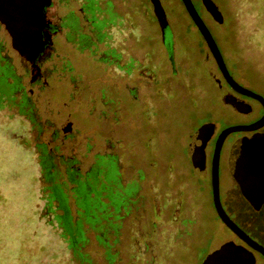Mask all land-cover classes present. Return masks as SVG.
Returning <instances> with one entry per match:
<instances>
[{
    "label": "rangeland",
    "instance_id": "obj_1",
    "mask_svg": "<svg viewBox=\"0 0 264 264\" xmlns=\"http://www.w3.org/2000/svg\"><path fill=\"white\" fill-rule=\"evenodd\" d=\"M79 1L98 30L60 34L58 58L46 65L50 87L35 93L36 107H16L21 82L15 73L5 96L0 79V264H203L233 237L217 216L210 172L193 162L192 140L204 124L219 128L253 119L257 107L250 102L255 114L243 116L224 103L228 88L220 90L222 74L181 0H160L173 65L151 0ZM192 1L233 77L264 97V0H213L224 23L201 0ZM104 12L107 19L98 16ZM117 38L150 68L157 86L145 100V90L135 100L121 87L115 123L106 118L114 102L109 109L102 102L114 94L109 70L98 58L103 40L111 49ZM125 85L135 87L129 80ZM69 123L72 132L66 133ZM229 144L220 165V196L231 213L228 199L237 194L239 205L243 200L226 163ZM43 150L57 164L59 155L77 157L83 174L94 155L106 153L111 168L101 186L89 181L90 197L89 186L72 192L66 176L46 175Z\"/></svg>",
    "mask_w": 264,
    "mask_h": 264
},
{
    "label": "flooded vegetation",
    "instance_id": "obj_2",
    "mask_svg": "<svg viewBox=\"0 0 264 264\" xmlns=\"http://www.w3.org/2000/svg\"><path fill=\"white\" fill-rule=\"evenodd\" d=\"M21 2L25 6V3L27 1L25 2V0H19L18 2V0H0V12L2 13V15H4L5 13H6L5 15H10V13H13V11L19 10V8L22 9ZM78 2H75L74 0H30L29 5H31L32 8H34L35 10L30 11L29 14L27 13L24 14V15H30L27 20L29 21L30 24L25 23L24 26L38 29V34H37L38 42L36 43L37 46L36 47L34 46L35 49L33 50V52H30L29 54L25 52L22 54L15 48L14 39L9 29V25L14 26L13 19L7 17L6 18L7 21H5V19L2 18L3 16L0 13V79L1 77H3L5 83L4 89H2V91H4V96L7 95V93L10 91V88L14 85L12 74L15 73L19 82H21V86L17 89L16 92V99H17L16 107H20L23 102L24 104L29 103L30 106L36 107L38 99L35 100L33 98L35 93L37 92V95L39 97L40 95H42L45 89H49L50 87L49 76H51V70L46 65L52 62L54 59L58 58V54L56 52L57 50L56 42L58 37H60V34H62L65 31H69V33H72L74 35L76 30H78L79 33H83L82 31H85V33H88L89 31L90 33H93L98 30L95 26L94 21L91 22L92 13L87 14V12L82 7L84 5V2L82 1L80 2L79 0ZM117 11L119 12V10ZM154 13H155V7H154ZM98 16H100L101 19L103 18L107 19L108 13L104 12V14L102 15L98 14ZM81 19L85 21L84 24L82 23ZM34 21L35 24L32 25ZM138 26L139 25H137V27ZM161 32H162L163 44L165 45L168 52V59L173 65L174 59L171 60L169 56V51L171 50V42L169 41L168 38V33L170 32V26L166 31V36H164L162 28H161ZM75 35L78 36V34ZM108 41L109 40H103L105 49L103 50L102 53H100V57L98 59L99 62L107 66V69L109 70L106 74L107 75L106 77L110 78L108 82L114 94L113 95L106 94L102 102L103 105L106 106L108 109L110 104L109 102L111 100L114 102L113 105L115 107H113V110L110 112V115H109V110L107 111L106 118L109 119L110 116V119L114 120L116 123V121H119L120 111L122 109V107H120L121 98L119 97V92L121 91V87L122 88L126 87V89H128L130 92H134L133 94L131 93V95H133L135 100H139L138 95L140 94V91L145 90V93L143 94L145 100L146 94H148L149 98L153 97L151 91L154 92L156 90L157 84H156L155 76L153 75L150 68L143 64L142 66L139 63V61L134 57L133 54L125 50L129 47L128 45H126L127 43H125V41L121 42V39L117 38V41L119 43L115 42V44L113 45L116 47L111 49L107 47L108 44L109 46L111 45V42L109 43ZM9 44H10V48H8ZM125 45L128 47L124 48ZM11 53L16 57L17 64L14 58L11 56ZM18 69H20L23 72L22 75H17ZM6 75H8V77H6ZM124 78H126V81L129 80L133 84H135V87L133 88L129 85L126 86L125 85L126 81H124ZM24 79L25 80L28 79L30 83L29 89H26ZM218 81H220V83ZM223 82L224 85H222L221 80H217V84L219 85L220 90L224 87L228 88L227 94L230 93L235 95L236 98L239 99L240 101H244L246 103H250V102L254 103L255 106L257 107V110H256V115L253 119L240 121L234 124H228L225 127L220 126L219 128H217L215 124L207 123V124H213L215 131L212 139L209 141L206 148L207 162L205 168L210 172L211 185H212L213 157L221 134L226 129H228V127L234 125L253 124L258 120H260L264 115V107L260 102L237 93L229 85L228 81L224 77H223ZM228 106H230L233 109L231 105ZM235 112L243 116H250L253 113L255 114L254 107L252 113L247 115L239 113L236 110ZM30 123L31 125H33L32 123H36V121L34 119H30ZM258 133L264 136V128L256 132L231 133L223 145L220 165L222 161L224 148L226 147L227 143H229L230 141L232 144L231 145L229 144L230 147L228 149L229 151H228V157L226 163L228 165L229 173L234 181V186L236 190L238 189V193L241 195L243 201H241L242 203L241 205H239L240 203H237L238 195L236 194V197H234L233 199L230 198L227 201L228 206H230L231 213H229V211L225 206L224 208L228 213V215L230 216V218L232 219V221L235 224H237L239 228L246 233V235H248L253 241L257 242L259 245L264 247V201H262L259 196L256 197L252 195L251 198L250 197L248 198L245 196V194H243L238 181L230 171V163H229L232 146L238 140L245 137L251 138ZM208 135L209 133L205 134L204 141L206 140ZM234 135H236V137L230 140V138L233 137ZM64 137L65 139L71 138V134L70 135L66 134L64 135ZM199 145H202V143L200 142ZM86 148L88 153H86L84 157L87 154H89L90 151L88 145ZM39 153L42 160L41 164L43 165V169L45 170V172L46 171L49 172V175H51V173L53 172L55 176L56 175L66 176L67 180L70 181V183H72L71 186L72 192L77 190L79 187H81L82 186L81 184H85L89 186L88 185L89 181L94 182L95 180L101 186L103 182V175L111 168V164L109 165L107 163L108 154L102 152H98V154L93 156V162L88 166L85 174L82 173V165H81L82 162L79 161L78 158L75 156L74 157L72 156L70 157V159H68L65 158L63 155H59V162L57 164L55 157L53 156L51 157L47 152H45V150L39 151ZM190 154H191V147H190ZM55 187H56L55 191L57 193V196L59 197L58 199L60 200L61 198L59 194V187L61 186L59 184V186H55ZM88 191L90 194L89 196L93 197L94 194H93L92 186L88 187ZM104 192H106V190H104ZM254 204H257V206L255 207ZM259 204L261 205L258 206ZM219 220L221 221L220 218ZM221 223L223 222L221 221ZM227 230L231 233V236L233 238L225 242L223 245H221V247H223L226 244H230L229 246L231 247V249L241 252L242 255L239 259L241 263L243 261L244 263L245 262L248 263L250 260L255 259L256 264H264V254L254 249L249 243H247L244 239H242L238 235L236 236L228 228ZM221 247L216 249V251L219 250Z\"/></svg>",
    "mask_w": 264,
    "mask_h": 264
},
{
    "label": "water",
    "instance_id": "obj_3",
    "mask_svg": "<svg viewBox=\"0 0 264 264\" xmlns=\"http://www.w3.org/2000/svg\"><path fill=\"white\" fill-rule=\"evenodd\" d=\"M182 3H184L186 10L188 11L192 21L194 22L195 26L197 27L198 31L202 35V37L205 40V43L216 63L218 65V68L222 74V77H224L229 85L239 94H242L244 96H247L251 99L257 100L262 104L264 107V97L251 91L249 88L241 85L231 74L228 65H226V62L224 60V56L222 52L220 51L218 44L211 33L209 27L203 20L202 16L200 15L195 3L192 0H181ZM204 7L206 10L213 16V18L220 23H224L225 18L220 10L219 6L217 3H215L213 0H201ZM30 0H28V3ZM151 3L155 7V13L158 17L160 26L163 30L164 36H166V31L169 28V20L167 17V13L165 11V8L163 7V4H161L160 0H151ZM27 8V7H26ZM18 11V10H17ZM5 13V12H4ZM20 13V12H19ZM6 14V13H5ZM8 16V15H7ZM10 16V15H9ZM11 17V16H10ZM6 19V18H4ZM23 19L21 18L19 20L20 25L23 23ZM6 21V20H5ZM7 23V22H6ZM8 24V23H7ZM30 24V23H29ZM35 24L32 23V25ZM19 25V26H20ZM21 27V26H20ZM23 28V27H22ZM10 29V28H9ZM21 31V30H20ZM11 35L13 36L14 39V45L15 48L21 52L22 54L24 53L23 49L21 46L18 44V41L16 40V36L13 33V30L10 29ZM25 33V32H24ZM38 33V30H37ZM26 34V33H25ZM170 59L173 60L172 56V51H169ZM220 83V81H218ZM224 103L231 105L237 112L242 113V114H250L253 111V107L250 103H246L244 101H240L239 99L236 98L235 95L233 94H226L224 97ZM66 133L72 132V124L69 123L66 126ZM264 128V115L263 117L258 120L257 122L250 124V125H234L231 127H228L220 136L217 146H216V151L213 157V163H212V196L214 197V205L216 212L223 222V224L231 230L236 236L238 235L242 239H244L247 243H249L254 249L258 250L262 254H264V247L259 245L257 242L253 241L246 233L239 228L237 224H235L228 213L226 212L223 202H222V197L220 196V160H221V152L223 149V145L228 138V136L231 133H236V132H256ZM209 133L208 137L204 141L205 134ZM214 125L213 124H206L202 126L198 131L197 134L194 136L193 143L191 145V155L194 163H197L200 167L205 169L206 167V162H207V155H206V148L209 143V141L212 139L214 135ZM204 141V142H202ZM258 142V143H255ZM202 143V145H199V143ZM199 145V146H198ZM249 147L252 148L253 150L255 149H261L262 154L264 155V136L260 133L255 134L253 137L248 138H242L238 140L231 149V156H230V171L238 181L240 188L245 194L246 197H250L252 195L256 197H260L262 201H264V181L263 178L264 176H258L256 181L254 180L253 182L250 180V182L253 183L256 186V189L253 187V191L249 184L248 180L245 178H240V176L237 174L236 169H235V164H234V156L235 152H237L239 149L242 147ZM261 173V172H260ZM260 178V179H259ZM230 244H226L223 247H221L219 250L214 251L210 255L207 256L203 264H256V260L252 259L248 263L244 261L241 263L239 261L241 257V252L236 251L234 249H231L229 246Z\"/></svg>",
    "mask_w": 264,
    "mask_h": 264
},
{
    "label": "bare ground",
    "instance_id": "obj_4",
    "mask_svg": "<svg viewBox=\"0 0 264 264\" xmlns=\"http://www.w3.org/2000/svg\"><path fill=\"white\" fill-rule=\"evenodd\" d=\"M26 1L28 2V0H25V2ZM27 2L25 3V6L21 2L22 9L19 8L18 11L16 10V11H13V13H10L11 17L5 14L4 16L2 15L1 12L0 13L3 16L2 18L9 17L10 19H13L14 26L9 25V28L13 30V33L15 34L17 38L16 40L18 41V44L24 50L23 52L29 54L30 52H33V50L37 46L36 43L38 42V39H37L38 29L24 26L25 23H29V21L27 20L30 16V15H24V14L26 13L29 14L30 11L35 10L34 8H32L31 5H29V3H28V6H26ZM21 18L23 19L22 20L23 23H21L20 25L19 20ZM255 143H258V142L255 141ZM250 147L251 146L246 148L244 145V147H242L237 152H235L234 164H235V169H236L237 174L240 176V178H243V179L246 178L248 180V184L250 188L253 190V187L256 189V186L254 185V183L252 186V183L250 182V180L253 182L254 180L255 181L257 180L256 178L258 176H264V155L262 154L261 149L258 148V149L253 150ZM262 178L264 181V177ZM253 191H256V190H253Z\"/></svg>",
    "mask_w": 264,
    "mask_h": 264
},
{
    "label": "trees",
    "instance_id": "obj_5",
    "mask_svg": "<svg viewBox=\"0 0 264 264\" xmlns=\"http://www.w3.org/2000/svg\"><path fill=\"white\" fill-rule=\"evenodd\" d=\"M46 173H47L46 175H48V176L50 177L49 172L46 171ZM56 200H57L58 202H60V200H59L58 198H57ZM61 209H63V208H61ZM60 216H62V215H60ZM58 217H59V215H58Z\"/></svg>",
    "mask_w": 264,
    "mask_h": 264
}]
</instances>
